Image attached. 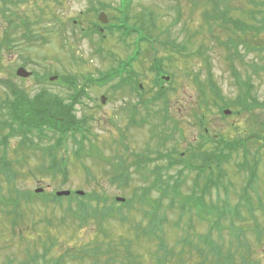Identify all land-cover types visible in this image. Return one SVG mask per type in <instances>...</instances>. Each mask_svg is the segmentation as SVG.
Masks as SVG:
<instances>
[{"label": "rangeland", "instance_id": "rangeland-1", "mask_svg": "<svg viewBox=\"0 0 264 264\" xmlns=\"http://www.w3.org/2000/svg\"><path fill=\"white\" fill-rule=\"evenodd\" d=\"M128 3L127 0H0V109L8 105L12 96L11 86L19 87L31 96L42 89L47 90L69 102L72 90L68 84L71 80L83 83L84 76L89 79L102 78L103 73L115 67L118 61L126 59L127 54L137 52L134 44L142 34L149 37L154 35V38L159 37L167 42L166 46L158 45L157 57L164 59L165 70L170 73L164 74L166 88H176L170 95L172 116H169L167 124L163 120L164 116H136L139 124L134 125L125 109L133 99L123 89L114 91L110 87V83L117 80L109 81L110 85L106 86L93 85L90 89L88 86L86 89L90 96L81 99L82 103L75 106L76 113L78 117H88L93 132L97 134L91 143L87 141L84 145L87 148L94 146L96 150L98 148L105 158L72 157L68 181L43 172L48 161L41 151L22 149V135L15 133V136L9 137L6 145L1 147L0 154L1 151H6L14 164H20L18 168L15 166L18 173L15 180L7 181L8 177L1 175L0 193L12 195L15 190L34 192L41 187L49 191L96 190L110 197L135 200L132 211L123 210L124 215L130 218L129 221L127 219L126 223H122L113 218L104 228L98 220L82 224L74 217H68L63 208L44 204L38 199L24 201L21 208L16 210L23 216L16 225H13V210L0 209V264L43 263L39 257L42 253H46L47 263L50 258L65 254L76 257L66 256L64 264H93V254L86 256L84 251H91L97 246L100 247L98 254L101 255V263L130 264L132 260L124 257V241L133 242L131 252L137 256V260H142L137 261L138 264H154L159 255L163 256L157 248L159 239L134 237L135 226L141 224L143 211L149 209L144 203L142 206L139 203L141 188L152 186L155 176H145L156 166L166 167L163 170L164 178L172 176L171 179L175 182L179 181L177 176L180 172L185 175L180 186L182 194L193 188L197 173L190 166H199L201 161L199 154L191 146L196 148L199 134L203 131L197 122L198 116H191L189 110H195L198 114L207 112L206 126L211 137L217 134L235 141L245 139L253 133L264 134V106H257L251 115L259 117L257 122L250 114H237L231 105L223 110L229 109L233 113L225 115L215 103V96L211 97L210 106L201 109L202 102L198 101L197 86L190 73L192 71L203 80H209L212 76L226 100H232L240 93L239 79H250L254 85L253 94L263 103L264 55L262 57L249 50L246 45H239L241 60L229 59L228 53L233 50V44L223 45L230 39L231 32L226 25L228 22L224 24L219 16L228 10L226 18L233 22L242 20L250 25L263 27L264 13L261 14L259 4L264 3V0H130V5L127 6ZM103 13L109 19V25L100 23ZM126 18L128 23H125ZM97 25L102 27V32ZM117 25L123 29L137 30L138 33L128 39L126 33L119 34L114 29ZM191 34L194 37L188 38ZM232 36L238 38L236 32ZM259 37L254 41L250 39L252 47L264 50V32ZM169 42L186 45L188 52L193 51L192 55L182 57L177 54L179 57L172 60L168 56V48H171ZM200 47L204 52L201 56L196 51ZM146 48L144 44L143 49ZM144 53L134 66L141 72L142 83L151 89L154 87V74L150 73L149 67L153 61L150 54ZM184 58L187 59V64ZM21 66L30 72V76H17L16 71ZM234 69L241 73L239 79L233 74ZM144 119L148 121L144 122ZM155 126L157 134L154 137L151 132ZM8 131V128H4L2 134L5 135ZM167 136L169 139L162 145L161 140ZM74 146V141L70 140V147ZM247 146L249 159L252 160L255 156L260 158L256 185L258 194L264 198V145L262 141L253 139ZM243 150L241 148L234 153V161L225 166L230 173L232 185L229 190L233 202L238 200L237 192L246 183L245 173H237L234 165L235 160H244ZM137 154L150 156L153 160L142 162L141 169L136 168ZM120 163L129 168V179L124 183L111 180V176L119 173L116 165ZM162 194V189L153 187L150 195L159 198ZM172 197V193L165 195L164 204H169ZM165 205L161 212L168 215L164 235L168 245H177V241L186 234L208 233L210 226L206 221L190 217V213L182 215L178 207L172 209ZM256 215L259 222L264 224V212L259 211ZM45 218L50 219L47 221ZM192 219L194 222L190 221ZM142 222V227L148 228L147 220ZM236 223L244 228H253L255 220L243 209L240 217H236ZM214 237H217V232ZM228 238H225L226 244L230 241ZM254 239L251 234L252 260L264 264V243L258 245ZM109 244L115 253L108 251ZM178 248L180 249V245ZM36 256L39 259L33 262L32 257ZM184 257L183 260L174 257L168 264H204L202 257H197L196 253L190 255V251H187Z\"/></svg>", "mask_w": 264, "mask_h": 264}, {"label": "trees", "instance_id": "trees-1", "mask_svg": "<svg viewBox=\"0 0 264 264\" xmlns=\"http://www.w3.org/2000/svg\"><path fill=\"white\" fill-rule=\"evenodd\" d=\"M218 3V1H216ZM261 6V14L264 13V3L259 4ZM260 12V11H259ZM228 10L224 11V14L219 16L223 19L222 22L226 24L227 28L231 32L230 39L223 45L229 46L233 44V49L228 53V58H238L241 60L242 56L239 52V45H246L247 48L253 52L264 55V50L260 47H252L250 39L253 41L264 32V26H257L255 24H248L242 20L233 22L232 19H227L226 15ZM257 14V13H256ZM207 15V14H206ZM255 14H253L254 16ZM257 16V15H255ZM229 20V21H228ZM126 31L122 30L121 33ZM236 32L238 38H234L232 33ZM132 33L129 32V34ZM150 35V34H149ZM142 34L137 38L136 49L137 52L129 55L127 59L118 61L115 67H112L106 73L102 74V78L89 79L84 78L85 82H76L71 80L69 87L72 90L70 101L60 98L57 95L51 94L47 90H41L34 96L27 94L25 91L16 86L10 87L12 96L8 100V105L2 106L0 109V149L5 146L8 138L15 133L22 135V149L27 151H41L45 160L48 161L47 165L43 167V172L51 175L52 177H61L64 181H68L70 177L69 162L72 157L82 159L91 156H97L102 159L101 151L94 146L87 148L84 144L89 141L92 142V138H95V134L92 127L89 124V118L86 116L78 117L75 106L82 103L84 98L90 96L89 90L93 85L110 87L115 91L123 89L128 92L133 99L126 105L127 116H130V121L134 122L135 116H166L164 122L167 124L170 120L171 113V101L170 95L176 90L175 87L165 86L164 74H170L165 70L166 62L163 58H158L159 46H166L167 42L162 41L159 37L154 38ZM194 35L191 34L192 38ZM261 39V37H259ZM147 48L143 49V45ZM171 48H168V56L173 60L179 56L186 57V55H192L189 48L184 44L176 45L173 42H169ZM264 44V43H263ZM159 45V46H158ZM261 45V43H260ZM202 47L197 49L199 56L204 55ZM146 52L150 54L153 61L151 67H149L150 73L154 74L153 82L154 87L148 89L143 83L141 78V72L135 69L134 63L138 62ZM188 52V53H187ZM184 53V54H183ZM179 56H178V55ZM116 58V57H115ZM187 64V59L184 58ZM193 82H195L198 90V101H201L200 108L204 109L210 106L209 101L211 97L215 96V103L219 105V109L223 110L224 107L233 106L235 112L239 115L250 114L249 116L254 118V121H259V117L251 116L257 106H264V102H259V99L253 94L254 85L250 79H239L241 73L237 70H233V74L239 79L241 87L240 93L232 100H226L222 92L220 91L215 79L203 80L192 71ZM117 80V82H112ZM112 83H110V82ZM90 82V83H89ZM93 84H92V83ZM172 78L170 79V84ZM87 83V84H85ZM110 83V84H109ZM142 84V86H141ZM90 86V87H88ZM88 87V89H86ZM172 90V91H171ZM222 104H219V103ZM204 103V104H203ZM191 116H198L197 122L203 131L201 133V139L209 136L210 133L206 131L205 123L207 112L196 113L195 110H189ZM3 113V115H1ZM199 120V121H198ZM143 123V122H142ZM264 126V124H263ZM4 128L9 129V133L3 135L2 130ZM157 127L152 129L154 134ZM206 143H201L197 153L201 163L196 168L198 175L204 177L201 181L196 180L192 190L182 194L180 186L183 183L182 177L185 175L180 172L178 174L179 181H173L172 176L168 179L164 178L163 170L166 167H155L154 170L145 177L155 176L152 186H143L142 193L140 194L139 201L147 205L149 208L143 211L142 220L147 218L149 221L148 228L142 227L141 224L135 226L134 237L137 239H152L157 237L159 239L158 251L162 252L156 258L154 264H168L174 257L183 260L184 254L190 251V255L196 253L197 257H202L204 264H259L252 260V245L250 236L253 234L254 241L258 245L264 243V224H261L257 219V212H264V198L258 194V187L256 185L258 180V165L260 158L255 156L253 159H249V148L247 144L249 141L255 139L262 141L264 145V134H250L245 139H239L235 141H229L224 136L217 135V137L209 136ZM169 139L164 138L162 145ZM70 140L74 141L75 146L70 147ZM204 141V140H203ZM213 145V148H205V145ZM264 147V146H263ZM241 148H244V160L236 161V172L239 174H246V183L241 187V191L237 192V201L233 202L231 198V191L229 187L224 185L225 179L228 180V185H232L230 174L226 167L234 161L233 155ZM0 154V178L1 175H6L7 181L15 180L18 173L16 167H19L20 163H15L7 155L6 151H1ZM168 153V152H167ZM171 157V156H170ZM151 162L152 159L148 156L137 154V160L135 167L141 169L142 162ZM18 165V166H17ZM16 166V167H15ZM119 167V173L111 176L112 181H118L124 183L127 181L129 168L124 166L123 163L116 165ZM215 169V171H214ZM172 180V181H171ZM161 188L162 197L151 200L150 194L152 188ZM224 187L225 195H222L221 188ZM211 189L216 190V197L212 199L210 197ZM173 194L171 207H178L182 215L190 213V217L196 216L199 220L207 221L210 228L207 234H186L177 241V245L170 246L164 238L165 228L163 227V220L168 216L161 212L164 204V196ZM38 199L44 204H50L52 206H59L64 209V213L68 217H74L78 222L85 224L90 220H98L99 224L104 228L106 223L113 218L119 219L122 223H126L127 217L123 213L124 210L132 211L134 206V200L127 199L125 203L119 204L113 197L108 196L104 192L92 190L86 191L83 196L77 195L74 191L68 197H57L54 191L46 192L43 194H35L34 192H22L15 190L12 195H6L0 193V206L1 210L11 208L15 213L13 217V225L17 224L18 219L22 218V214L16 212L21 208L24 201ZM66 203V204H65ZM178 204V205H177ZM177 205V206H176ZM151 206V207H150ZM167 206V205H165ZM245 209L246 213L255 220L254 227H242L236 223V217H240L242 210ZM169 211V209H168ZM146 216V217H145ZM50 218H45L49 221ZM130 219H128L129 221ZM190 221H193L190 220ZM228 221V222H227ZM192 228L191 225H189ZM190 232V231H189ZM217 232V237L214 234ZM186 236V237H185ZM229 237L230 240L226 244L225 238ZM125 242V241H124ZM124 257L132 260L130 264H138L137 256L131 252L132 241L124 243ZM111 244H109L110 246ZM180 245V249L178 246ZM118 249L117 246H115ZM110 246L108 251L112 254L116 251L112 250ZM179 249V250H178ZM86 256L93 254L95 260L93 264L101 263V255L98 254L100 247L92 248L91 251H86ZM179 251V252H178ZM68 252V251H67ZM185 252V253H184ZM75 258L76 256L60 255L56 258H50L49 263L46 262V253L39 255L43 263L36 264H64L65 257ZM170 256V258H168ZM39 257H32L33 262ZM112 261V257L110 259ZM179 261V260H178ZM24 264V263H22Z\"/></svg>", "mask_w": 264, "mask_h": 264}, {"label": "water", "instance_id": "water-1", "mask_svg": "<svg viewBox=\"0 0 264 264\" xmlns=\"http://www.w3.org/2000/svg\"><path fill=\"white\" fill-rule=\"evenodd\" d=\"M100 19L103 21V22H107L108 20H107V17H106V15L105 14H101V16H100ZM17 74L19 75V76H21V77H28V76H30V72H28L25 68H23V67H21V68H19L18 69V71H17ZM52 80H54V78H51ZM104 98H103V102H104ZM41 191V189H38L37 190V192H40ZM71 192L70 191H60V192H58L57 194L59 195V196H62V195H69ZM79 194H83V192L82 191H79L78 192ZM119 200H120V198H118Z\"/></svg>", "mask_w": 264, "mask_h": 264}]
</instances>
